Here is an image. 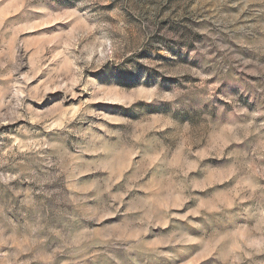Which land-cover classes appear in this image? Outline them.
<instances>
[{
    "label": "rangeland",
    "instance_id": "1",
    "mask_svg": "<svg viewBox=\"0 0 264 264\" xmlns=\"http://www.w3.org/2000/svg\"><path fill=\"white\" fill-rule=\"evenodd\" d=\"M0 264H264V0H0Z\"/></svg>",
    "mask_w": 264,
    "mask_h": 264
}]
</instances>
